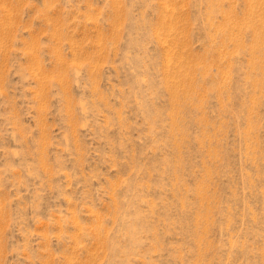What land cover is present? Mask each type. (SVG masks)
<instances>
[{
    "label": "rangeland",
    "instance_id": "374dc122",
    "mask_svg": "<svg viewBox=\"0 0 264 264\" xmlns=\"http://www.w3.org/2000/svg\"><path fill=\"white\" fill-rule=\"evenodd\" d=\"M0 264H264V0H0Z\"/></svg>",
    "mask_w": 264,
    "mask_h": 264
}]
</instances>
